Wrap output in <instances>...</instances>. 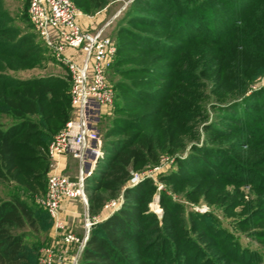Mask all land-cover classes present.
Segmentation results:
<instances>
[{
    "label": "trees",
    "instance_id": "1",
    "mask_svg": "<svg viewBox=\"0 0 264 264\" xmlns=\"http://www.w3.org/2000/svg\"><path fill=\"white\" fill-rule=\"evenodd\" d=\"M115 1L119 0H86L84 11L96 14ZM240 1L133 0L127 8L117 31L123 43L116 44L115 62L107 73L113 70L119 79L113 86L114 107L101 122L103 155L86 181L91 214L120 193L124 202L92 229L80 264H264V252L243 247L229 231L207 222L208 216L186 212L165 193L159 218L149 208L157 191L151 180L130 185L133 173L158 163L163 153L185 150V136L192 134L186 122L208 119L201 105L203 93L176 88L183 84L200 89L192 83L196 72L184 56L186 46L204 40L207 33L215 36L204 41L217 46L226 36L218 33V27L227 30L236 50L241 43L245 49L241 53L246 62L237 67L242 74L240 92L256 68L264 67V0H247L248 5ZM224 19L233 22L229 25ZM126 46L142 53L120 57ZM46 51L33 27L28 32L17 27L0 1V185L8 191L0 197V264H37L41 248L50 243L51 218L36 201L46 193L51 171L48 146L73 117L70 78L23 79L9 73L38 67ZM143 105L158 108L142 111ZM223 114L222 122L231 126L216 121L206 125L205 145H193L188 156L178 161L177 171L161 180L175 187L193 186L190 195L196 198L211 192L215 202L231 201L232 213L246 208L241 226L249 228L264 215V171L260 169L264 155L258 157L253 151L240 160L217 142L238 126L246 135L243 147L264 146V89L235 102ZM108 117L110 124L103 131ZM186 172L204 177L197 184ZM246 183L261 194L252 211L240 191ZM227 186H235L236 194ZM254 234L264 240V228Z\"/></svg>",
    "mask_w": 264,
    "mask_h": 264
},
{
    "label": "rangeland",
    "instance_id": "2",
    "mask_svg": "<svg viewBox=\"0 0 264 264\" xmlns=\"http://www.w3.org/2000/svg\"><path fill=\"white\" fill-rule=\"evenodd\" d=\"M0 1L2 8L11 15L17 27L23 29L26 32H28L30 28L33 27L28 21L27 16L30 0ZM72 1L75 3L80 12L87 15H95L96 17H98L100 23L95 31L104 30L105 35L110 37L117 45L119 44V41H123L122 39H124V37L121 34H117L119 27L118 25L122 21V18L124 17L127 8L133 0H119L112 2L104 10L96 14H88L84 11L87 8L86 0ZM260 1L261 0H258L257 2L259 3ZM196 2H200V0H196ZM240 4L248 5L251 4V2L247 0H242L240 1ZM223 21H227L226 23H229V25H231L233 22L225 19ZM238 25L240 26V23H238ZM218 29V33H222V35L223 33H225L226 35L223 40H220L219 45L216 46L215 44H213L214 42H206L208 39L210 40V38H214L215 36L214 34L212 35L207 33V36L201 38L206 41L199 40L195 42V44L185 47L188 51L184 53V56L187 62L191 65V68H193L196 72V76L193 77V79L191 78L192 83L193 85H200V89L192 88L191 86L189 87L183 84H179L176 86V88L183 90L184 93H203V102H201V105H204L206 115H208V119L206 121L197 120L196 122H186V126L191 127L192 134L194 132V135L192 136L191 134V136H189L188 134H186L185 137L187 138L188 143L185 150L177 153H163L158 163L154 165H149L139 172H135L138 173L140 176V181L137 184L146 180H151L154 183L157 191L153 197L152 202L149 205V208L153 213L157 214L159 218H161L163 215V209L160 206V198L161 194L165 193L166 195L172 197L176 202L180 203L186 209V212H192L208 217H215V219L213 220L207 217V222L211 224L215 223L218 227L229 231L234 237L240 240V243L243 247L251 250H258L259 252L263 253L264 240L258 238L259 234H254V232L264 228V215L257 217L258 222L253 227L246 228L244 226H241L242 220L245 218L243 212L246 210V208H244V211L242 208H238L234 211V213H232L230 211V209H232L231 201L228 202L223 200L222 202H215L213 200L214 196L213 194H211V192H205V196L196 198L194 194L190 195V190L193 186H188L186 188L175 187L161 180V178H163L164 176H169L170 174L177 171L178 161H182L188 156L190 149L193 145H205L206 136L204 128L206 127V125H211L213 122L216 121L220 124L226 123L225 125L231 126V124H228L227 122H222L224 121L223 119H225V116L223 114L224 110L234 105L235 102L242 101L246 96H252L254 91L264 89V67L259 66L258 68H256L255 75L253 76L251 82H249L243 92H240L243 87L240 84L242 74L240 72V69L237 70V67L239 64L242 67L243 64L246 62V58H244L243 54L241 53L245 51V49L243 48L244 46L241 43L239 46V50H236V43L230 40L231 35L229 34V32L227 30H223L222 27H218ZM34 33L36 32L34 31ZM126 48L127 50L121 53L120 57H134L142 53L139 49L134 50L132 47L127 46ZM44 57L45 58L42 63L36 68L20 72L10 71L9 73L15 77L23 79L47 75H59L66 78L68 77V69L66 68V66L59 64L48 49ZM215 61H218V63L216 64ZM181 77L184 78V81L185 77ZM108 79L114 86L115 81L119 79V76H117L115 72L111 70L109 71ZM175 95L178 98H184L183 95ZM243 105H246V102H244ZM156 108H158L157 105H143L142 111H149ZM214 108H218V110H215ZM195 111L199 112L200 110L196 109ZM251 115L254 116V114ZM109 118L110 117L106 118L103 121V131L106 130V128H108L110 124ZM233 127L234 128L232 129H236L233 130L234 133L232 132V135L226 134L230 136H226L220 139L219 142H217L218 146L223 147L225 150H233L232 154L240 160L242 157L249 155L253 151H256V154L258 153V157H262L264 155V146L243 147V143L246 144L243 140L246 135L243 133L242 130H240V128H237L238 126ZM209 143L210 145L212 144L211 142ZM213 145L215 144L213 143ZM78 168V161H73L72 159H70L69 168L66 170L64 175L74 178L78 173ZM260 169L264 171V167ZM186 173L190 176L195 177L194 182L197 184L199 183V181H201L202 177H204L203 175L194 176V174L192 173ZM130 184L132 186V182H130ZM234 187L235 186H227V189L228 191L233 192L235 189ZM240 191L241 193H243L245 200L253 206H250L252 207L250 211L255 210V207L257 206L255 205V202L260 200L261 194L258 193V191L254 188L253 184L251 183H246L245 185L241 186ZM7 194L8 191L5 186L0 185V197H4ZM45 194L43 195V200ZM234 194L236 193L233 192L232 195ZM87 198V206L82 204V202L74 201L65 203L64 207L65 211L63 213V219L74 233H76V231L73 230L74 228L79 231L76 233L78 236H82L84 234L83 220L84 214L86 212H89L91 216H101L103 220L100 223H102L113 213H115L118 209H120L124 202L123 193H120L118 197L107 200L100 212H98L97 214H91L88 193ZM113 202L116 203L115 208L113 210L106 209V205L111 204ZM36 203L43 212L48 213V211L45 209V206L43 205V202L36 201ZM51 225L53 226L52 219ZM48 245L50 244H46L44 246ZM84 250L78 256V264H80L81 262ZM71 254L76 255L77 251L75 250Z\"/></svg>",
    "mask_w": 264,
    "mask_h": 264
},
{
    "label": "built area",
    "instance_id": "3",
    "mask_svg": "<svg viewBox=\"0 0 264 264\" xmlns=\"http://www.w3.org/2000/svg\"><path fill=\"white\" fill-rule=\"evenodd\" d=\"M30 23L43 45L55 60L66 66L70 78V98L73 117L55 135L48 146L51 171L43 200L57 233L54 243L39 252L38 264H78L92 228L103 219L84 214V234L78 236L63 219L67 202L88 205L86 181L103 155L101 122L115 103V90L108 79V70L115 62L116 43L104 30L86 29L79 23L80 10L72 0H30ZM78 161L76 177L58 172V158ZM140 181L133 173L132 186ZM131 185V184H130ZM43 200V201H42ZM116 203L106 205L113 210ZM76 255H72L73 251Z\"/></svg>",
    "mask_w": 264,
    "mask_h": 264
},
{
    "label": "crops",
    "instance_id": "4",
    "mask_svg": "<svg viewBox=\"0 0 264 264\" xmlns=\"http://www.w3.org/2000/svg\"><path fill=\"white\" fill-rule=\"evenodd\" d=\"M79 23L82 25V27H84L86 29H97V27L100 23V20L95 15L94 16L93 15H87V14H84L81 12V15L79 16ZM70 159H72V158H70V157L58 158V165H59L58 166V172H60L61 174L64 175L66 170L69 168ZM72 160L75 161L74 159H72ZM73 230L76 231V233L79 232V231H77L76 228H74ZM48 238L50 239L49 244L54 243L56 238H57V233L54 231L53 226L51 227V229L49 231Z\"/></svg>",
    "mask_w": 264,
    "mask_h": 264
}]
</instances>
